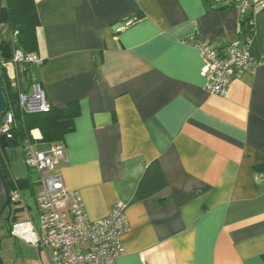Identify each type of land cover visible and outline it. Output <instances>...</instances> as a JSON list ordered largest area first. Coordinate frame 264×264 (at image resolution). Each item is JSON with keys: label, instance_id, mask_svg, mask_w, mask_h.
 <instances>
[{"label": "crops", "instance_id": "0c3cea01", "mask_svg": "<svg viewBox=\"0 0 264 264\" xmlns=\"http://www.w3.org/2000/svg\"><path fill=\"white\" fill-rule=\"evenodd\" d=\"M238 1L252 8L249 50L264 58V0ZM35 3L37 82L54 107L80 108L61 140L67 161L59 168L91 221L126 204L130 230L118 264H264V63L236 76L225 96L211 94L192 42L222 49L236 40L241 8L211 10L205 0ZM4 26L0 43H9ZM18 67H5L12 86ZM5 200L1 194L0 207ZM18 206L9 219L16 209L30 213L23 197Z\"/></svg>", "mask_w": 264, "mask_h": 264}, {"label": "built area", "instance_id": "2783aa9c", "mask_svg": "<svg viewBox=\"0 0 264 264\" xmlns=\"http://www.w3.org/2000/svg\"><path fill=\"white\" fill-rule=\"evenodd\" d=\"M251 9L243 4L241 13ZM251 35H240L222 49L202 40H193L203 60L202 75L205 89L215 95L225 96L236 76L254 71L264 63V58H255L250 50ZM33 63L41 66L43 60L37 54H24L12 48V57L0 60V67ZM19 87V80L18 85ZM19 103L28 113L49 112L52 103L39 82L33 83L30 91H20ZM13 116L0 115V137L6 135L7 141ZM24 147L25 161L29 168L39 175L40 192L37 195L38 234L40 247L49 251V264H118L125 254L122 237L130 230L126 214V204L117 202L111 215L91 221L86 213L80 193L67 188L60 164L67 161L65 146L61 141L39 147L28 140ZM12 204L21 201V191L16 188L10 195Z\"/></svg>", "mask_w": 264, "mask_h": 264}, {"label": "trees", "instance_id": "16d2710c", "mask_svg": "<svg viewBox=\"0 0 264 264\" xmlns=\"http://www.w3.org/2000/svg\"><path fill=\"white\" fill-rule=\"evenodd\" d=\"M211 10H225L231 7H242L238 0H205ZM252 9V8H251ZM248 10L242 15L240 35H251L254 33V19ZM7 24L15 39L9 43L12 48L21 50L24 54H38L37 28L40 19L35 0H2L0 7V25ZM3 47L6 42L1 43ZM19 87H13L9 81L5 67H0V85L6 99V110L2 115L10 113L13 123L10 129L12 137L8 139V147L12 144L24 146L28 140L38 143L39 147L47 146L61 141L65 135L74 130L75 118L80 113L76 102L70 103L65 108L52 106L49 112L28 113L21 109L19 103L20 91H30L33 83L37 82L39 65L23 63L18 65ZM38 66V67H36ZM39 131V137H34L33 131ZM6 149L0 146V184L1 175L8 187L10 195L16 188L22 190L34 189L39 185V180L31 178H15L9 169L5 155ZM12 203L10 201L11 206Z\"/></svg>", "mask_w": 264, "mask_h": 264}, {"label": "rangeland", "instance_id": "374dc122", "mask_svg": "<svg viewBox=\"0 0 264 264\" xmlns=\"http://www.w3.org/2000/svg\"><path fill=\"white\" fill-rule=\"evenodd\" d=\"M8 26H4V32L9 37L10 41L15 39ZM16 89V84L13 85ZM34 137L39 135L34 133ZM4 154L9 165L11 174L15 178H31L38 180L39 175L36 171L29 168L25 161L24 147L19 144H12L5 148ZM3 155V156H4ZM40 192L39 185L35 186L34 191L22 190L21 197H23L26 205L29 206L23 210H15L16 216L9 219L10 206L3 214L0 220V258L3 264H49L48 255L50 252L45 251L40 247L38 234V216L35 207V197ZM2 198H5L4 188L1 191ZM2 201V200H1ZM19 203L12 204L14 208L19 207ZM24 204V203H23ZM34 217L35 223L30 217Z\"/></svg>", "mask_w": 264, "mask_h": 264}, {"label": "water", "instance_id": "95a60500", "mask_svg": "<svg viewBox=\"0 0 264 264\" xmlns=\"http://www.w3.org/2000/svg\"><path fill=\"white\" fill-rule=\"evenodd\" d=\"M0 43V58L4 59L6 61L10 60L12 57V46L10 43L5 44L3 47H1ZM6 99L3 95V91L0 85V115L3 114L6 110ZM0 146L5 149L8 147V141L6 135H2L0 137ZM1 185L4 187L6 200L3 203V205L0 207V220L3 217V214L5 213L6 208L10 205V192L8 190V187L4 181L3 176L1 175V184H0V195H1ZM0 264H3L1 258H0Z\"/></svg>", "mask_w": 264, "mask_h": 264}]
</instances>
